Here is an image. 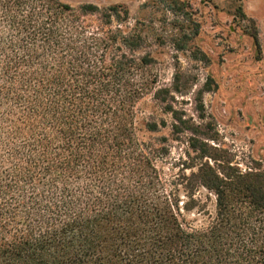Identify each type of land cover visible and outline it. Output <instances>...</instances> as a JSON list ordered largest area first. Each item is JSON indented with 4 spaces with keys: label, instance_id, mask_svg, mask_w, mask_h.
<instances>
[{
    "label": "trees",
    "instance_id": "1",
    "mask_svg": "<svg viewBox=\"0 0 264 264\" xmlns=\"http://www.w3.org/2000/svg\"><path fill=\"white\" fill-rule=\"evenodd\" d=\"M128 19L0 0V264H264V167L219 161L210 78L160 80Z\"/></svg>",
    "mask_w": 264,
    "mask_h": 264
},
{
    "label": "rangeland",
    "instance_id": "2",
    "mask_svg": "<svg viewBox=\"0 0 264 264\" xmlns=\"http://www.w3.org/2000/svg\"><path fill=\"white\" fill-rule=\"evenodd\" d=\"M61 1L126 7L129 23L147 37L160 80L169 82L177 68L196 76L198 85L210 78L202 101L218 134L208 145L221 150L219 161L231 158L241 169L264 167V0ZM180 100L195 116L191 97ZM144 108L158 112L149 100ZM179 153L173 148V157Z\"/></svg>",
    "mask_w": 264,
    "mask_h": 264
}]
</instances>
